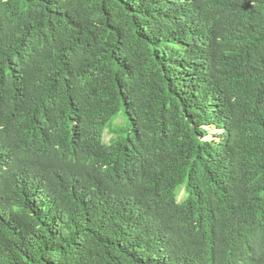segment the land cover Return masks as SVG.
Wrapping results in <instances>:
<instances>
[{
    "label": "trees",
    "instance_id": "trees-1",
    "mask_svg": "<svg viewBox=\"0 0 264 264\" xmlns=\"http://www.w3.org/2000/svg\"><path fill=\"white\" fill-rule=\"evenodd\" d=\"M241 256L264 264V0H0V264Z\"/></svg>",
    "mask_w": 264,
    "mask_h": 264
},
{
    "label": "clouds",
    "instance_id": "clouds-1",
    "mask_svg": "<svg viewBox=\"0 0 264 264\" xmlns=\"http://www.w3.org/2000/svg\"><path fill=\"white\" fill-rule=\"evenodd\" d=\"M212 15V18L218 23V25H219V34H218V36H217V38H219L222 34H224L222 31H221V26H220V22H219V18L217 17V16H215L214 14H211ZM49 135H55V128L53 127L52 129H51V131H50V133H49ZM49 135H48V138H49ZM207 139H211V140H213L214 139V136L213 135H210V136H207L206 137V140ZM10 162L11 163H13V166L14 165H16V163H15V156L14 155H12V157H11V160H10ZM19 165V164H18ZM35 166H33V165H28V166H26V167H24L23 168V170L24 169H26V168H28V170H27V172H26V174L27 173H29L30 174V169L31 168H34ZM36 168H38V167H36ZM34 190V189H33ZM235 264H253L252 263V261H250L249 259H244V257H240L239 259H237L236 261H235Z\"/></svg>",
    "mask_w": 264,
    "mask_h": 264
},
{
    "label": "rangeland",
    "instance_id": "rangeland-1",
    "mask_svg": "<svg viewBox=\"0 0 264 264\" xmlns=\"http://www.w3.org/2000/svg\"><path fill=\"white\" fill-rule=\"evenodd\" d=\"M126 122H127V120H126V118H125V116H124L123 114H120V115L116 118V121H115V123H119L118 128H119L120 130H126V128H127V126H126ZM112 137H113V136H110L108 133H106V135H105V142H108ZM184 193H185V192L183 191V194H184Z\"/></svg>",
    "mask_w": 264,
    "mask_h": 264
}]
</instances>
